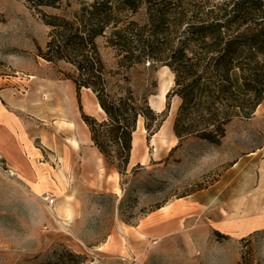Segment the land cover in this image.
<instances>
[{
    "label": "rangeland",
    "instance_id": "obj_1",
    "mask_svg": "<svg viewBox=\"0 0 264 264\" xmlns=\"http://www.w3.org/2000/svg\"><path fill=\"white\" fill-rule=\"evenodd\" d=\"M83 1L92 0L38 10L0 0V264H48L65 250L84 255L82 264H264V99L227 124L220 144L180 141L174 72L149 61L121 67L99 36L110 94L153 90L154 111L171 112L156 136L139 119L122 173L93 142L68 155L80 127L72 100L82 121V113L106 114L90 88L78 96L71 64L41 56L51 31L42 13L70 15ZM134 18L142 22L144 10Z\"/></svg>",
    "mask_w": 264,
    "mask_h": 264
},
{
    "label": "trees",
    "instance_id": "obj_2",
    "mask_svg": "<svg viewBox=\"0 0 264 264\" xmlns=\"http://www.w3.org/2000/svg\"><path fill=\"white\" fill-rule=\"evenodd\" d=\"M28 2L38 10L58 6V0ZM141 10L142 22L134 18ZM42 19L51 31L41 56L76 69L70 78L78 96L83 87L94 92L106 118L82 113V119L120 173L129 164L139 119L154 133L165 111L149 105L153 90L110 94L99 36L117 50L121 67L149 61L174 72V93L181 98L174 132L180 141L195 135L220 144L227 124L250 117L264 99V0H92L70 15L42 13ZM84 257L65 250L48 264H82Z\"/></svg>",
    "mask_w": 264,
    "mask_h": 264
},
{
    "label": "crops",
    "instance_id": "obj_3",
    "mask_svg": "<svg viewBox=\"0 0 264 264\" xmlns=\"http://www.w3.org/2000/svg\"><path fill=\"white\" fill-rule=\"evenodd\" d=\"M72 101H73L72 114L74 116V119L76 120V122L79 124L80 127H79V130H78L79 135L76 136V138L75 137L74 138L72 137L70 139L72 145L69 144V146H68V153H69L68 155H75V153L77 151L80 153V151L82 149H84L89 144V142L90 143L92 142L90 130H89L88 126L84 123V121H82V120L79 119L78 113L76 111V107H75V104H74V100H72ZM67 124H68V128L70 129V131H72L73 128H75V126H76L74 124V122L73 123L68 122ZM94 148H95V150L98 151V153L101 154V152L99 151V149L97 147H94ZM82 153L84 155H87V152L86 151L85 152H82ZM87 160L91 161V160H93V158L92 157L89 158L87 156ZM261 174H262V177H261V187L264 189V166H263V168L261 170ZM260 193L261 192H258V194H260ZM260 195H259V197H260ZM253 200L255 202V199H253ZM246 206L247 207H250V205H248V204H245L244 205V207H246Z\"/></svg>",
    "mask_w": 264,
    "mask_h": 264
},
{
    "label": "bare ground",
    "instance_id": "obj_4",
    "mask_svg": "<svg viewBox=\"0 0 264 264\" xmlns=\"http://www.w3.org/2000/svg\"><path fill=\"white\" fill-rule=\"evenodd\" d=\"M170 82H171V84H173V82H174V75H173V72L171 73V80H170ZM162 99H163V97H164V92L162 93ZM179 97H178V99L177 100H175L174 102H173V111H175L176 110V108H177V105H178V103H179ZM96 100H94V102H95ZM97 108L100 110V111H102V112H104L103 111V109L101 108V106H100V104L99 103H97ZM139 123H140V120H139ZM139 123H138V126H139ZM138 126H137V130H138ZM164 129V125H163V127H161V129L160 130H157L156 131V133L154 134V136H156V135H158L159 134V132H161L162 130ZM139 131V130H138ZM137 131V132H138ZM136 131H135V133H137ZM138 135V134H137ZM138 140H139V138H138V136H136V134H134V137H133V148H132V150L134 149V146H136L137 145V143H138ZM141 141V140H140ZM155 142V141H154ZM139 144V143H138ZM174 145V144H173ZM139 146V145H138ZM156 146V145H155ZM158 147V146H157ZM159 150V149H158ZM135 152V151H134ZM159 152V151H158ZM160 153V152H159ZM158 153V154H159ZM133 156V155H132ZM241 204H243V202L241 201L240 203H238V207L241 205ZM163 207V206H162ZM233 209H235V208H233ZM232 209V210H233Z\"/></svg>",
    "mask_w": 264,
    "mask_h": 264
},
{
    "label": "water",
    "instance_id": "obj_5",
    "mask_svg": "<svg viewBox=\"0 0 264 264\" xmlns=\"http://www.w3.org/2000/svg\"><path fill=\"white\" fill-rule=\"evenodd\" d=\"M150 104V106H152V103H149ZM170 112H171V108H170V110L168 111V114H167V116H166V118L164 119V121H166L167 120V118L169 117V115H170Z\"/></svg>",
    "mask_w": 264,
    "mask_h": 264
},
{
    "label": "built area",
    "instance_id": "obj_6",
    "mask_svg": "<svg viewBox=\"0 0 264 264\" xmlns=\"http://www.w3.org/2000/svg\"><path fill=\"white\" fill-rule=\"evenodd\" d=\"M49 202L53 203L54 202V199L53 198L49 199Z\"/></svg>",
    "mask_w": 264,
    "mask_h": 264
}]
</instances>
